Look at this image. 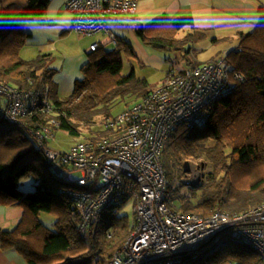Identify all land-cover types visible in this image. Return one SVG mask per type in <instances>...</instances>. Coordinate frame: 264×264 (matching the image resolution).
I'll list each match as a JSON object with an SVG mask.
<instances>
[{"label":"trees","instance_id":"obj_1","mask_svg":"<svg viewBox=\"0 0 264 264\" xmlns=\"http://www.w3.org/2000/svg\"><path fill=\"white\" fill-rule=\"evenodd\" d=\"M49 1L0 0V82L18 90L41 91L35 97L36 109L20 116L19 121H9L4 116L8 99L0 93V204L23 209L16 225L0 228V248H14L26 264H105L129 233L126 216L117 215L115 206L104 208L90 227L89 241L83 239L78 231L79 207L70 198L65 182L55 177L35 132H42L49 125L53 129L52 138L57 130L80 141L105 137L107 132L102 120L117 115L109 113L110 105L128 96L134 98L133 103L127 104L129 107L151 88L133 67L126 75L121 74V53L134 59L135 53L127 37L116 34L111 49L103 44L94 50L89 48L83 76L75 81L71 94L51 101L53 83L45 65L47 54L31 60L19 54L31 35L24 30L26 23L44 17ZM259 11L260 21L248 32H238V47L219 60L230 73L231 90L208 103L200 122L179 124L164 140L161 160L167 176V202L173 209L202 215L216 208L234 213L264 201V6ZM134 32L147 49L180 51L186 66L199 64L194 60L193 44L209 35L195 29L192 17L187 15L161 16L135 26ZM168 67L175 69L172 65ZM235 73L239 74L238 78L234 77ZM45 95L52 108L47 112L40 108ZM99 118H103L100 123ZM51 119H56L59 125H52ZM81 127H87L90 132L82 133L86 128ZM82 135L87 136L79 138ZM51 139H44V146L60 152L69 150L51 147L48 143ZM182 155H204L212 163L204 183L196 190L190 188L191 196L178 193L172 186L175 176L172 169L177 167L173 159ZM234 170L241 174L253 173L244 187L237 178H233L234 183L230 180L227 183L226 177ZM24 176L32 178L33 190L19 189ZM197 190H200L198 194ZM43 212L55 215V229L40 220ZM225 239L200 243L180 254L179 259L182 264L224 261L264 264L248 246L229 241L231 237L227 235Z\"/></svg>","mask_w":264,"mask_h":264},{"label":"built area","instance_id":"obj_2","mask_svg":"<svg viewBox=\"0 0 264 264\" xmlns=\"http://www.w3.org/2000/svg\"><path fill=\"white\" fill-rule=\"evenodd\" d=\"M138 0H67L71 28L83 35L103 31L109 42L114 34L107 20L136 13ZM99 43L89 46L91 50ZM238 78L239 74L235 73ZM230 73L219 60L169 69L164 81L150 89L142 99L115 116H106L103 128L107 135L95 140L76 141L60 152L44 146L53 137L48 125L35 135L44 147L52 170L63 173L70 198L79 207L80 236L89 241L90 227L108 206L133 205L134 224L127 239L109 257L108 264H182L179 255L198 244L216 241L225 233L232 241L251 248L264 260V201L250 209L227 213L216 208L207 215L182 212L167 202V176L161 149L167 134L175 126L195 125L205 117L209 102L226 94ZM40 90H18L0 82V93L8 99L4 116L19 121L37 107ZM40 108L51 106L46 95ZM50 123L58 126L56 119ZM73 173H78L77 177ZM199 172L190 178L198 180ZM226 264H232L227 261Z\"/></svg>","mask_w":264,"mask_h":264},{"label":"crops","instance_id":"obj_3","mask_svg":"<svg viewBox=\"0 0 264 264\" xmlns=\"http://www.w3.org/2000/svg\"><path fill=\"white\" fill-rule=\"evenodd\" d=\"M66 1H49L43 17L44 32L56 35L71 29V15L65 8ZM260 6H264V0H138L135 14H124L107 20V29L114 35L127 37L137 63L142 68H147L145 71L149 74L144 78L149 81L148 88L153 89L164 81L169 67H164V61L158 52L143 46L135 35V26L161 16H190L195 29L209 33L193 44L194 60L199 63L212 59L222 60L229 50L238 47L240 39L237 33L248 32L260 21ZM108 21H111V28ZM97 37L98 39L89 37V46L94 43L109 46L113 43L108 41L104 32L98 33ZM44 46H50L48 40ZM22 214L21 207L0 204V228H12L21 220ZM0 264H26V261L14 248H0Z\"/></svg>","mask_w":264,"mask_h":264},{"label":"rangeland","instance_id":"obj_4","mask_svg":"<svg viewBox=\"0 0 264 264\" xmlns=\"http://www.w3.org/2000/svg\"><path fill=\"white\" fill-rule=\"evenodd\" d=\"M70 13V12H69ZM71 15V13H70ZM43 17L42 18H33L26 23L24 30L31 33L29 38L27 39L26 44H24L19 54L25 60L35 59L42 54H47L45 57V65L49 69V79L53 83V99H65L67 98L74 87V83L76 80L81 79L83 76V66L88 61V52H89V40L92 38L98 39L97 35H83L78 34L71 30L70 28L66 32H61L60 34L51 35L49 33L44 32L43 26ZM113 19V18H109ZM108 19V20H109ZM108 26L111 28V21H108ZM46 23V22H45ZM113 29V28H112ZM178 36H181V32H179ZM89 38V39H88ZM48 40L50 46H44L45 41ZM111 46H108L107 49H111ZM151 49V48H149ZM158 53L162 57L164 61V67H168V65H172L176 70H181L186 66L185 61L180 55V51H162L158 50ZM121 59L123 62V68L121 74L126 75L131 67L136 70V74L138 77H144L149 73H146L145 69L142 68L140 64L137 63V60L127 56L124 52L121 53ZM210 61V60H207ZM204 61V62H207ZM141 63V62H140ZM202 63V62H200ZM157 75H154L152 79H155ZM149 82V81H148ZM134 102V98L132 97H124L119 100L114 101L109 108V113L111 115L118 114L121 112L127 104H131ZM99 118L98 122H101ZM98 123V124H99ZM83 130L82 133L90 132V129L87 127H81ZM87 135H82L79 138H86ZM78 139L70 136L67 132L62 130H57L54 138H52L48 143L51 147L56 149H69L71 148ZM173 159V158H172ZM177 160V161H176ZM173 159V162L176 164V168H173L172 171L175 173L174 180L172 186L178 190V193L182 195H192L190 188H194V190L198 185H202L206 179V175L212 169L211 161L204 155L202 156H185L182 155L179 159ZM194 172H199L198 180L192 181L190 180L192 174ZM55 177H58L61 182H65L68 190L71 188L66 183V179L64 178V174H58L53 170ZM253 173H245L241 174L234 170L229 177H226L227 183L231 181L234 183L233 178H237L240 183L243 184V187L248 183L251 179ZM74 177L78 176V173H73ZM62 179V180H61ZM230 180V181H229ZM22 182L19 184V189L24 192L33 190L35 185L33 180L29 176H24L21 180ZM223 182V181H221ZM237 185V184H236ZM200 190H197L196 194L199 193ZM117 209V215H125L128 221L129 233L132 230V226L134 224V210L131 202H128L122 206V208ZM40 220L43 222L45 226L50 229H55V220L56 217L53 213L43 212L39 215ZM128 233V235H129ZM127 235V237H128ZM218 239L226 240L225 233L217 234ZM125 238V240L127 239ZM229 241H232L229 239ZM219 250L218 252H221ZM108 264V260L105 262ZM220 264H226V262H222ZM232 264H235L233 261Z\"/></svg>","mask_w":264,"mask_h":264}]
</instances>
